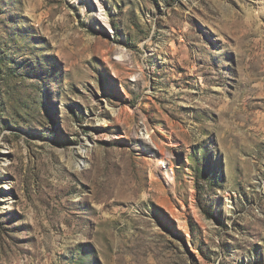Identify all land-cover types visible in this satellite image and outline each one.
Here are the masks:
<instances>
[{"label":"rangeland","instance_id":"1","mask_svg":"<svg viewBox=\"0 0 264 264\" xmlns=\"http://www.w3.org/2000/svg\"><path fill=\"white\" fill-rule=\"evenodd\" d=\"M0 264H264V0H0Z\"/></svg>","mask_w":264,"mask_h":264}]
</instances>
